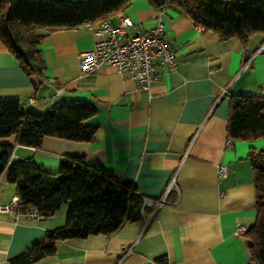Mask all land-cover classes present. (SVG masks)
Returning <instances> with one entry per match:
<instances>
[{
	"label": "crops",
	"instance_id": "crops-1",
	"mask_svg": "<svg viewBox=\"0 0 264 264\" xmlns=\"http://www.w3.org/2000/svg\"><path fill=\"white\" fill-rule=\"evenodd\" d=\"M163 0H131L106 19L132 23L125 33L147 31L162 12L164 39L174 52L173 67H158L159 77L139 88L129 72L112 66L84 74L79 55L99 38L98 25L83 24L49 33L39 44L42 76L28 74L0 40V98H16L25 110L43 111L59 102L83 101L95 112L84 120L94 126L90 140L46 135L39 146L13 145L0 174V205L17 196L8 167L31 158L56 172L69 154L87 163L101 162L137 191L160 196L174 174V184L158 209L149 205L140 219L126 221L110 234L57 240L55 252L21 264H245L246 236L236 224L255 219V187L250 151L264 148V137L232 139L226 145L229 98L264 95V32L244 40L220 38L203 29L177 5ZM56 89L59 94H56ZM32 99V102H30ZM224 165L226 174H218ZM38 218L0 211V264L62 225L67 205Z\"/></svg>",
	"mask_w": 264,
	"mask_h": 264
},
{
	"label": "trees",
	"instance_id": "trees-1",
	"mask_svg": "<svg viewBox=\"0 0 264 264\" xmlns=\"http://www.w3.org/2000/svg\"><path fill=\"white\" fill-rule=\"evenodd\" d=\"M131 0H0V40L28 74L42 76L40 42L52 31L83 24H100ZM179 6L203 29L220 38L244 40L264 32V0H163ZM95 112L83 101L59 102L43 111L25 110L16 98H0V138L16 136L19 144L39 146L46 135L85 141L95 127L84 120ZM227 136L264 137V95L235 94L229 98ZM13 145L0 141V174L8 166ZM255 187V219L245 232L249 260L264 264V148L248 155ZM7 178L15 184L17 211L30 206L42 216L68 203L65 221L10 258L13 264L33 262L55 252L57 240L110 234L126 221L142 217V194L131 180L119 179L101 162L87 163L82 154H69L56 172L40 168L31 158L17 159ZM167 264L165 256L155 259Z\"/></svg>",
	"mask_w": 264,
	"mask_h": 264
},
{
	"label": "built area",
	"instance_id": "built-area-1",
	"mask_svg": "<svg viewBox=\"0 0 264 264\" xmlns=\"http://www.w3.org/2000/svg\"><path fill=\"white\" fill-rule=\"evenodd\" d=\"M162 15L160 12L155 23L147 31L132 35L125 33V27L132 23L129 16H122L117 25H112L108 19L101 21L94 29L99 38L91 48L83 50L79 55L81 72L87 74L101 67L112 66L117 71L129 72L139 88H148L160 75L158 67L174 66V52L163 37L165 26ZM56 94H59L58 89H56ZM225 144H230V137L226 138ZM217 170L221 176L226 174L224 165H219ZM174 178L173 174L160 196L153 198L142 195L141 209L149 205L154 207V211L158 209L172 189ZM18 200V196H15L8 203L1 204L0 211H17ZM23 214L33 218L41 216L35 206H30ZM247 229L245 224H236L234 235H243ZM245 264L257 263L248 260Z\"/></svg>",
	"mask_w": 264,
	"mask_h": 264
},
{
	"label": "rangeland",
	"instance_id": "rangeland-1",
	"mask_svg": "<svg viewBox=\"0 0 264 264\" xmlns=\"http://www.w3.org/2000/svg\"><path fill=\"white\" fill-rule=\"evenodd\" d=\"M63 204L68 206V203H63ZM64 205H63V206H64Z\"/></svg>",
	"mask_w": 264,
	"mask_h": 264
}]
</instances>
